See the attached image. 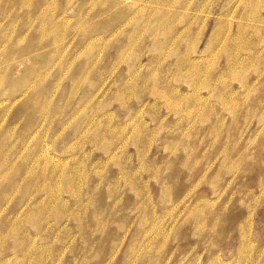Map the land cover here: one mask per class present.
<instances>
[{"label":"rangeland","instance_id":"obj_1","mask_svg":"<svg viewBox=\"0 0 264 264\" xmlns=\"http://www.w3.org/2000/svg\"><path fill=\"white\" fill-rule=\"evenodd\" d=\"M0 264H264V0H0Z\"/></svg>","mask_w":264,"mask_h":264},{"label":"bare ground","instance_id":"obj_2","mask_svg":"<svg viewBox=\"0 0 264 264\" xmlns=\"http://www.w3.org/2000/svg\"><path fill=\"white\" fill-rule=\"evenodd\" d=\"M93 38V37H92ZM53 189V188H52ZM51 190V189H50ZM53 191V190H52ZM50 192V191H49ZM52 196V195H51Z\"/></svg>","mask_w":264,"mask_h":264}]
</instances>
